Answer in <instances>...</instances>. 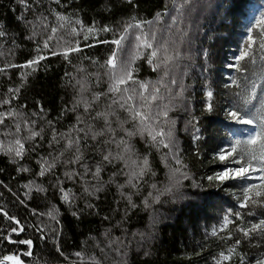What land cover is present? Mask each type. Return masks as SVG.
I'll list each match as a JSON object with an SVG mask.
<instances>
[{"label": "trees", "instance_id": "16d2710c", "mask_svg": "<svg viewBox=\"0 0 264 264\" xmlns=\"http://www.w3.org/2000/svg\"><path fill=\"white\" fill-rule=\"evenodd\" d=\"M181 2L182 0H176V3ZM134 3L138 7L128 5L126 0H60L59 4L55 3V0H38V3L33 4L34 11L27 12L26 17L28 20H35L36 16L43 14L47 17L49 25H55L57 21L49 11L51 9L73 22L77 18L80 19L85 27L95 24L100 28L107 25L117 33L126 22H132L131 18L136 17L138 20L153 21L152 25L144 24L143 31L148 33L155 29L158 43H163L170 35V25L171 33H176V27L187 29V40L190 43L181 45L180 58L176 60L169 76L157 87L160 94L165 96L163 103H168L169 93L164 85L172 88L173 96L180 91L181 80L186 86L183 96L174 101L175 107L169 111L168 117H161L160 120L175 121V135L181 149L179 156L186 166L181 171H187L190 178L182 181L179 193L163 192L169 185V169L165 164L171 165L170 157L167 160L163 159L168 149L162 145L159 151L150 147L146 142L147 133L143 139L140 135H135L131 138V143L135 146L137 156L143 157L147 154L151 170L155 174H145L137 188H132L125 183L127 176L124 172L129 169L125 168L123 161H118L115 168L109 166L102 172L101 179L104 181L109 179L113 171H119L120 174L113 177V183L105 185L104 191L98 194V200L83 193L79 183L73 186L71 182H65V187L72 188L77 194L75 205L70 207L63 203L59 199V194L51 188L48 189L46 196L37 197L32 193L31 198L25 199L26 189L22 185L33 176L29 173H17L16 165L10 162V157L0 151L2 169L0 207L15 216L24 226L23 232L11 233V240L26 238L33 240L31 248L7 241L0 243V258L3 255L16 254L23 264H216L220 252L227 254L229 247H235L230 260L223 264H240L241 256H244L245 264H254L259 254L264 252V230L251 232L248 237H244L243 233L238 231V228L250 229L252 224L264 219V194L255 196V192L264 188L259 172L250 171L247 179L228 180L223 184L219 181L209 182L206 179L222 171L227 163L216 158L221 148L227 151L234 139L246 137L255 131L254 126L237 124L227 117L226 109L230 106L232 97L231 90L224 89L223 85L231 83L230 77L242 80L244 76L251 74L250 71L237 73L227 65L235 63L234 57L239 55L241 46L246 42V27L250 26L246 18L248 6L254 4L259 9L264 5V0H190L184 9L182 22L177 25L172 24V16L177 15L173 0H134ZM21 11L17 0H0V21L6 23L8 32L5 38H0L2 45L0 68L6 63L21 65L37 56H44L45 59L34 66V72L31 69L11 67L0 73V99L5 98L9 87L20 85L22 73H30L16 99L9 105L0 106V111H5L9 107L22 111L35 121V131L44 128L47 133L43 142L46 150L47 139L50 138L48 120L53 121L58 131L67 132L76 124L77 115H85L83 104L75 112L66 111L62 114V109H72L74 103L80 99L78 80L82 78L86 80L88 91L83 93V97L89 101L92 100L93 93L107 92L109 86V78L105 75L107 69L100 65L104 64L115 46L98 41L105 39L110 41L113 33L99 32L95 34V38L89 35V39L85 41L83 34L70 35V27L67 25L63 29H58L56 36L50 41V49L59 51L56 48L58 38L68 40L70 43L78 40L81 48L80 52L69 53L68 59H65L62 55H51L49 49H43L41 36L38 35L33 40L26 39L31 34L30 31L18 26L15 20ZM158 12L168 14L162 15L157 21L155 17ZM255 14L258 15L259 11L257 10ZM74 26L77 29L80 27ZM50 31L49 28L48 33ZM134 34H139V30L130 32L129 41H132ZM46 35L43 38H46ZM253 36L257 38L254 55L259 66L261 64L259 57L264 53L258 49L259 39L256 31L253 32ZM174 38L178 39V34ZM13 39L15 45L12 43ZM129 41H125L122 57H126L130 50ZM38 45L42 49L39 53L36 51ZM204 50L209 53L207 62L203 56ZM150 51L143 49L133 64L134 80L147 82L149 91L152 84L163 76L162 68L153 71L152 66L147 63L146 55ZM93 60L98 63L93 64ZM66 72L72 79L65 76ZM173 76L177 80L176 85L170 84ZM205 84L214 93V107L211 112L204 106ZM129 85L135 87L131 81ZM149 91H145V95H148ZM111 97L112 93L102 96L94 105L91 116H95L96 111H104L106 105L111 103ZM139 102L138 98L132 101L134 106ZM159 103L161 101H152L153 111L157 110L155 105ZM40 107L44 108V113H39ZM32 113L38 115L33 116ZM118 115L124 119L128 114L118 109ZM193 117H195L193 123L199 127L201 136V139L195 142L192 140L194 129L190 125L186 127L187 122ZM85 119L95 130L103 127L102 119L91 120L87 117ZM109 119L113 120L112 126L116 127L115 117ZM132 123L129 121L124 127L130 129ZM5 125L11 126V131L15 130L12 120L6 119ZM161 126L166 130L165 125ZM5 130V126L0 125V140L5 139L2 135ZM123 135V132H119L117 139ZM35 140L39 142V137ZM88 143L94 147L96 141H92L89 136ZM25 147H28V142H25ZM109 147L114 153L118 151L115 144ZM86 157L99 158L91 149L86 152ZM132 158L136 159L135 156ZM35 159V153L26 154L21 163L34 173L39 170ZM227 166L239 167L230 163H227ZM56 171L60 174L63 169L58 165ZM35 179L48 187L47 178ZM249 184L254 188L249 193L250 200L244 202L243 188ZM119 185L125 186L119 188ZM151 185H155L156 188L153 189ZM156 190H160L162 194L153 202L152 197L157 196ZM150 192L152 197L149 196ZM179 194H183L184 198H179ZM125 197H131L136 207L128 208V200ZM146 197L148 207L144 205ZM20 200H24V203H20ZM86 200L94 203L96 207L85 209ZM251 200H255L256 203L253 204ZM241 202L246 206L242 208ZM52 205L59 210L56 217L59 223L47 215H33V210L38 214L46 213ZM78 209H84L83 213L79 218L73 217L72 211ZM237 212L240 213L239 218L235 216ZM225 215L231 223L222 228ZM105 216L109 219L105 220ZM34 224H39L45 229L44 239L40 238L34 227H29ZM11 227L16 225L0 213V233L8 234ZM213 230L216 231L215 236L212 235ZM229 233L232 235L231 239ZM117 238L119 242L112 243L117 241ZM235 239L241 240L240 245H234ZM24 252L30 254L25 256ZM77 252L81 255L77 256Z\"/></svg>", "mask_w": 264, "mask_h": 264}, {"label": "snow or ice", "instance_id": "6c2138e0", "mask_svg": "<svg viewBox=\"0 0 264 264\" xmlns=\"http://www.w3.org/2000/svg\"><path fill=\"white\" fill-rule=\"evenodd\" d=\"M127 4L132 7H138L134 3V0H126ZM22 11L15 17L18 26L23 27L30 31V35L26 37L28 40H33L36 36L42 37L43 49H49L51 55H62L65 59H68L69 53L80 52L79 41L76 40L70 43L68 40L58 38L56 48L59 51L50 49V41L56 36L58 29L70 27V35L78 36L83 34L85 41L89 39V35L95 38V34L99 32H112L113 38L109 41L107 39L98 41L103 44H111L115 47L112 49L108 58L104 61V64L100 65L106 68L105 75L109 78V86L107 92H95L92 94V100L89 101L83 97V93L88 91L87 83L84 78L77 81L80 86V99L74 103L72 109H62L63 112L72 111L75 112L77 108L83 104L84 116H76V124L72 125L67 132H60L57 130L56 125L53 121L48 120V132L50 138L47 139V149L45 150L44 140L47 133L44 128L39 131L34 130L35 121L31 120L24 112L15 110L11 107L5 111H0V125L5 126V131L2 133L5 139L0 140V151H3L5 155L10 157V162L16 165L15 171L17 173H29L33 176L27 183L22 185L25 191V199L31 198L30 194L35 193L37 197L44 195L46 196L48 189L51 188L59 194V199L73 207L77 200V194L72 188H66L65 182H71L73 186L79 183L82 187L83 193L87 194L88 197L99 199V193L104 191L105 185L113 183V177L120 174L119 171H113L112 175L107 181L101 179L102 172L115 165L118 161H123L125 168L129 169L124 172L127 176L126 184L132 188H137V185L143 179L145 174L152 172L148 155L145 154L143 157L137 156L135 146L131 143V138L135 135H140L144 138V134L147 133V141L150 147H154L159 151V147L162 145L168 149L164 155V160L171 157L175 161L177 167L173 168L169 164H165L169 168V185L165 187L163 192H175L179 193V189L182 185L183 180H188L189 174L187 171H181L186 166L181 162L179 153L181 151L179 142L176 138L175 132V121L170 119L160 120L161 117H168L169 111L175 107L174 101L183 96L186 86L183 81L179 82L180 91L176 92L175 95H171L172 88L168 85H164L169 93L168 103H163L165 96L160 94L157 85L161 84L165 77L169 76L170 70L175 66V62L181 56V45L190 43L187 40L188 31L187 29H180L177 27L176 33H171V25L169 26L170 35L164 40L163 43L157 41V31L151 29L148 33H144L143 25H152L153 21L138 20L136 17H132V22H126L119 33L115 29L110 28L107 25L97 28L95 24L92 26L85 27L80 19H76L74 22L68 18L55 13L51 9L50 12L56 17L57 24L49 25L47 17L43 14L36 16L35 20H28L26 13L34 11L33 4L38 3V0H17ZM55 3L59 4L60 0H55ZM190 0H182L181 3H176L173 0V6L175 7L177 15L172 16V24L177 25L181 21L183 12L186 6H188ZM107 7V6H106ZM167 8V5L165 6ZM218 7H224V5H218ZM259 14H255L256 11ZM248 16L246 17L249 21L250 26L246 27L247 38L243 46L239 50V55L235 56V63L228 64L227 67L235 69L237 73H245L250 71V76L246 75L242 80L235 77H230L231 83H225L223 88L231 90L230 106L226 109L227 117L237 124L254 126L255 131L250 132L246 137H237L234 139L227 151L221 148L217 153V159L220 162H227L239 167H228L227 163L224 169L220 172L215 173L212 176L206 177L209 182L219 181L223 184L228 180L235 179H247L248 173L259 172L264 183V54L260 55L259 59L261 64L257 66V57L254 55V45L257 44V38L253 36V32L258 33V49L261 53H264V5L257 9V6L250 4L247 8ZM168 14L157 13L155 19L158 21L162 18V15ZM74 25H79V29ZM51 29L48 33V29ZM39 29V31H38ZM132 30H139V34H134V46L130 48L126 57H122L124 52L125 41H129V35ZM46 35V38H43ZM178 34V39L174 38ZM8 35L7 25L4 21H0V38H5ZM156 42V43H154ZM15 45V40L12 41ZM132 44V41H129ZM91 46V45H86ZM2 47V45H0ZM143 49H150L151 51L146 55L147 63L152 66L153 71H159L163 69V76L152 84L151 90L149 91L147 82H137L133 78V64L138 58L140 52ZM42 49L37 47L36 51L39 53ZM205 62H207L209 53L207 50L203 51ZM45 59L44 56H37L32 59H28L24 64L15 65L6 63L4 67L0 68V73H4L7 68L19 67L22 69H31L35 71L36 65L39 64L40 60ZM93 64L98 63L93 60ZM207 70V69H205ZM82 71V69H81ZM30 73L24 72L21 74L20 85L16 87H9L4 99H0V106L9 105L11 101L15 100L17 95L20 93L21 87L25 84L27 76ZM186 75V73H185ZM65 76L72 77L69 73H65ZM132 82L130 86L129 82ZM171 85H176L177 80L173 76L170 79ZM125 86V87H121ZM233 86L234 89H233ZM204 96L206 97L205 109L209 112L213 110L214 104V93L209 90L207 84H205ZM259 90V91H258ZM145 91H149L148 95H145ZM107 93H112L111 103L106 105L104 111H96L95 116H91V111L94 110V105L100 100L102 96H107ZM138 98L140 101L135 106L133 105V99ZM152 101H161V103L155 105L156 111L152 110ZM257 101V103H253ZM37 103H39L37 101ZM118 109L123 110L128 115L124 119L118 115ZM143 109V111H142ZM39 113H44V108L40 107ZM33 116L38 115L32 113ZM85 117L91 120H103V127L99 130H95L92 124L86 122ZM109 117H115L116 127H113V120ZM10 119L14 125V131H11V126L5 125V120ZM192 120L188 121L186 127L190 125L194 131L192 140L199 141L201 136L199 135L200 129L197 127ZM132 121V127L126 129L125 124ZM160 121V123H157ZM83 124V127H77V125ZM161 125L166 126V130ZM119 132H123L124 135L117 139ZM23 133H27L24 135ZM83 133V135H81ZM89 136L92 141H96L95 146H91L88 143ZM39 137V142L35 140ZM100 137L102 139L98 140ZM127 137V139H125ZM159 137V139H157ZM25 142H28V147H25ZM115 144L118 151L113 152L110 149V145ZM91 149L92 152L98 155V159L94 157H86V152ZM35 153L36 159L35 164L38 167V171L32 172V169L26 167L21 161L25 158L26 154ZM136 157L133 159L132 157ZM60 166L63 171L57 174V166ZM2 171V169H0ZM123 171V170H121ZM47 178L48 187H45L42 183H38L35 179ZM95 181V183H91ZM2 183V182H0ZM125 185H119V188H123ZM153 189L155 185H151ZM254 188L253 185L249 184L243 188V201L247 202L250 200V191ZM9 191L11 189L9 188ZM157 191V196L152 197V193L149 196L152 197L155 202L159 195L162 194L160 190ZM264 194V188L261 191L255 192V196L259 197ZM123 196V193H121ZM128 200V208H135L136 205L132 203L131 197H125ZM179 198L183 199V194H179ZM241 202L240 206L245 207V203ZM253 204L255 200H251ZM20 203H24V200H20ZM145 207H148V198L144 200ZM96 205L85 201V209H93ZM58 209L55 205H52L46 213H36L33 210V215H47L51 219H56ZM84 209H78L72 211V216L79 218ZM0 213L3 214L4 218L11 221L16 227H11L8 234L0 233V243L10 242L21 245H27L29 248L32 247L33 240L31 238L11 240V233H18L24 231V226L20 224V221L13 215H10L4 208L0 207ZM98 214V213H97ZM127 215V209L125 210ZM237 218L240 217V213H235ZM105 220L109 217L105 216ZM228 216L223 217L222 228L230 224ZM34 227L35 231L40 234V238L44 239L45 229L40 227L39 224L29 225ZM257 230H264V219H261L259 223L252 224L250 229L238 228V231L243 233L244 237H248L251 232ZM212 235H216V231L213 230ZM229 238H232L231 233L228 234ZM113 241L112 243H118ZM241 240L235 239L234 245H240ZM59 251V248H57ZM103 251V250H101ZM235 251V247H229L227 254L223 251L220 252L219 258L216 259V264H223L225 261H229ZM29 252H24L23 255H29ZM77 256L81 253L77 252ZM23 264L22 260L16 254L3 255L0 258V264ZM240 264H245L244 256L240 257ZM254 264H264V252L260 253L258 258L255 259Z\"/></svg>", "mask_w": 264, "mask_h": 264}, {"label": "rangeland", "instance_id": "374dc122", "mask_svg": "<svg viewBox=\"0 0 264 264\" xmlns=\"http://www.w3.org/2000/svg\"><path fill=\"white\" fill-rule=\"evenodd\" d=\"M172 26V25H171ZM177 29V27H176ZM134 38H132V44H130L129 48L133 47L134 46ZM169 162L171 163V167L175 168L177 167V165L175 164V161L171 159V157L169 158ZM169 169V168H168ZM168 173V172H167ZM168 179H169V175H168Z\"/></svg>", "mask_w": 264, "mask_h": 264}, {"label": "water", "instance_id": "95a60500", "mask_svg": "<svg viewBox=\"0 0 264 264\" xmlns=\"http://www.w3.org/2000/svg\"><path fill=\"white\" fill-rule=\"evenodd\" d=\"M8 264H10V262H8Z\"/></svg>", "mask_w": 264, "mask_h": 264}]
</instances>
